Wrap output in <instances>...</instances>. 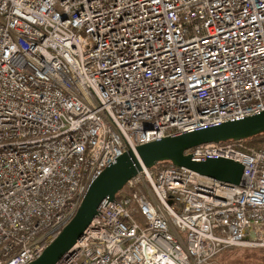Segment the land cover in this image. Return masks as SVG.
<instances>
[{
  "label": "built area",
  "instance_id": "obj_1",
  "mask_svg": "<svg viewBox=\"0 0 264 264\" xmlns=\"http://www.w3.org/2000/svg\"><path fill=\"white\" fill-rule=\"evenodd\" d=\"M264 111V0H0V264H29L127 150ZM239 185L156 163L56 264H209L264 250V148L184 151Z\"/></svg>",
  "mask_w": 264,
  "mask_h": 264
},
{
  "label": "water",
  "instance_id": "obj_2",
  "mask_svg": "<svg viewBox=\"0 0 264 264\" xmlns=\"http://www.w3.org/2000/svg\"><path fill=\"white\" fill-rule=\"evenodd\" d=\"M264 133V111L258 115L225 123L205 125L127 150L108 165L88 187L70 221L51 241L41 255L29 264H56L82 235L98 208L116 203V194L142 168L168 162L200 176L223 183L239 185L243 166L224 158L194 159L184 151L202 144L247 140Z\"/></svg>",
  "mask_w": 264,
  "mask_h": 264
},
{
  "label": "rangeland",
  "instance_id": "obj_3",
  "mask_svg": "<svg viewBox=\"0 0 264 264\" xmlns=\"http://www.w3.org/2000/svg\"><path fill=\"white\" fill-rule=\"evenodd\" d=\"M209 264H264V250L228 249Z\"/></svg>",
  "mask_w": 264,
  "mask_h": 264
},
{
  "label": "trees",
  "instance_id": "obj_4",
  "mask_svg": "<svg viewBox=\"0 0 264 264\" xmlns=\"http://www.w3.org/2000/svg\"><path fill=\"white\" fill-rule=\"evenodd\" d=\"M246 142L249 146H252L254 148H257V149L264 148V133H261L252 138H249L246 140ZM162 163L165 165L169 164L168 162H162Z\"/></svg>",
  "mask_w": 264,
  "mask_h": 264
},
{
  "label": "crops",
  "instance_id": "obj_5",
  "mask_svg": "<svg viewBox=\"0 0 264 264\" xmlns=\"http://www.w3.org/2000/svg\"><path fill=\"white\" fill-rule=\"evenodd\" d=\"M217 257V256H216Z\"/></svg>",
  "mask_w": 264,
  "mask_h": 264
}]
</instances>
